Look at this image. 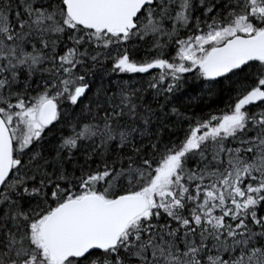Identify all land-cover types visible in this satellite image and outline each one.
Instances as JSON below:
<instances>
[{
  "label": "snow or ice",
  "instance_id": "obj_1",
  "mask_svg": "<svg viewBox=\"0 0 264 264\" xmlns=\"http://www.w3.org/2000/svg\"><path fill=\"white\" fill-rule=\"evenodd\" d=\"M0 264H264V0H0Z\"/></svg>",
  "mask_w": 264,
  "mask_h": 264
}]
</instances>
